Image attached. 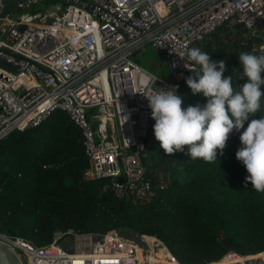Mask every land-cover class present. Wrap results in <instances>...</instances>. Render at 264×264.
<instances>
[{
	"label": "built area",
	"instance_id": "built-area-1",
	"mask_svg": "<svg viewBox=\"0 0 264 264\" xmlns=\"http://www.w3.org/2000/svg\"><path fill=\"white\" fill-rule=\"evenodd\" d=\"M42 1L50 3L46 10L31 11ZM222 23L263 31L264 0L20 2L18 12L0 22V59L9 64H0V138L63 110L82 135L88 159L84 179L109 178L118 198L152 196L155 189L145 164L152 110L144 94L175 91L189 71L185 63L191 44ZM146 44L168 62L169 79L132 57ZM158 186L167 183L162 180ZM145 237H150L147 248L117 229L68 228L36 244L0 231V241L22 264H184L164 241ZM164 248L169 254L159 260L157 253ZM234 255L252 254L229 250L219 260Z\"/></svg>",
	"mask_w": 264,
	"mask_h": 264
},
{
	"label": "trees",
	"instance_id": "trees-1",
	"mask_svg": "<svg viewBox=\"0 0 264 264\" xmlns=\"http://www.w3.org/2000/svg\"><path fill=\"white\" fill-rule=\"evenodd\" d=\"M49 5L42 1L31 11ZM262 43L264 30L252 33L241 24L222 23L194 41L190 50L198 48L214 62L225 61L224 78L231 76L238 88L247 82L240 79L239 55L264 54ZM192 75L187 71L174 91L185 109L207 103L187 85ZM262 115L264 97L261 111L250 114L245 128ZM154 124L151 115L145 164L155 193L123 198L114 195L109 178H83L88 159L82 135L63 110L52 111L35 126L13 129L0 139V231L44 244L57 230L131 228L164 241L184 264L219 260L229 250L241 255L264 251V192L255 191L251 183L245 187L248 173L236 159L243 129L233 130L223 154L217 150V160L205 162L191 160L188 146L184 152L166 154L155 138ZM162 180L165 188L158 186Z\"/></svg>",
	"mask_w": 264,
	"mask_h": 264
},
{
	"label": "clouds",
	"instance_id": "clouds-1",
	"mask_svg": "<svg viewBox=\"0 0 264 264\" xmlns=\"http://www.w3.org/2000/svg\"><path fill=\"white\" fill-rule=\"evenodd\" d=\"M239 62L242 66L240 79L247 78V82L234 88L233 78H224L225 61L214 62L208 53L198 48L189 51L185 68L193 75L186 83L193 95L202 94L207 98L203 107L182 108V98L173 90L161 88L144 95L155 120V138L168 155L184 152L188 146L186 155L191 160L212 162L217 160V150L223 154L233 130L240 132L243 129L236 159L248 173L245 187L251 183L255 191L264 192V115L252 119L245 128L250 114L261 111L264 54L242 52Z\"/></svg>",
	"mask_w": 264,
	"mask_h": 264
},
{
	"label": "water",
	"instance_id": "water-1",
	"mask_svg": "<svg viewBox=\"0 0 264 264\" xmlns=\"http://www.w3.org/2000/svg\"><path fill=\"white\" fill-rule=\"evenodd\" d=\"M22 1L24 0H0V22L2 18L6 15L16 14L19 10V4ZM0 64L9 67V64L3 59H0ZM11 131L12 130L6 132L0 139H2L4 136H8ZM118 179L122 180V177L118 176ZM117 232L118 234L124 237H128L132 240L139 242L142 246L146 248L149 246L148 241L145 237L146 234H142L135 229L119 228L117 229ZM72 249L73 247L70 244L68 246V250L71 251ZM260 253H264V251L247 256L249 257V261H246L245 264H264V259L262 258V256L258 255ZM0 264H22L15 251L8 244L2 241H0Z\"/></svg>",
	"mask_w": 264,
	"mask_h": 264
},
{
	"label": "rangeland",
	"instance_id": "rangeland-1",
	"mask_svg": "<svg viewBox=\"0 0 264 264\" xmlns=\"http://www.w3.org/2000/svg\"><path fill=\"white\" fill-rule=\"evenodd\" d=\"M132 57L135 58L140 64L150 68L161 77L165 79H169L171 77V71L168 62L163 59L161 52L151 47L149 44L137 49L133 53Z\"/></svg>",
	"mask_w": 264,
	"mask_h": 264
},
{
	"label": "bare ground",
	"instance_id": "bare-ground-1",
	"mask_svg": "<svg viewBox=\"0 0 264 264\" xmlns=\"http://www.w3.org/2000/svg\"><path fill=\"white\" fill-rule=\"evenodd\" d=\"M147 239H150V237H147ZM168 254H169V252H161V251H159L157 253V258L159 260L165 259ZM258 255L262 256V258L264 257V253H260ZM246 261H249V257H243V256H240V255H234L232 258L222 259V260L216 261L214 263L212 262L211 264H236V263L245 264Z\"/></svg>",
	"mask_w": 264,
	"mask_h": 264
},
{
	"label": "crops",
	"instance_id": "crops-1",
	"mask_svg": "<svg viewBox=\"0 0 264 264\" xmlns=\"http://www.w3.org/2000/svg\"><path fill=\"white\" fill-rule=\"evenodd\" d=\"M263 259H264V257H263Z\"/></svg>",
	"mask_w": 264,
	"mask_h": 264
}]
</instances>
